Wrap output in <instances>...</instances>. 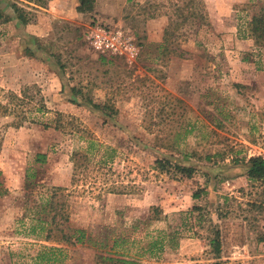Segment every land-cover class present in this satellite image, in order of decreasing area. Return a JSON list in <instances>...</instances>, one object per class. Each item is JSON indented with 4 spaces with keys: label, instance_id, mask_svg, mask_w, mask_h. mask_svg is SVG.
Wrapping results in <instances>:
<instances>
[{
    "label": "rangeland",
    "instance_id": "rangeland-1",
    "mask_svg": "<svg viewBox=\"0 0 264 264\" xmlns=\"http://www.w3.org/2000/svg\"><path fill=\"white\" fill-rule=\"evenodd\" d=\"M78 4L0 0V264H46L45 248L63 250L52 264L99 262L96 248L47 238L38 220L54 214L94 243L123 234L118 252L137 264H264V184L247 164L264 158V47L248 31L264 0ZM98 25L128 31L140 55L95 52L86 34ZM195 206L201 223L186 221ZM160 231L176 241L146 253Z\"/></svg>",
    "mask_w": 264,
    "mask_h": 264
},
{
    "label": "trees",
    "instance_id": "trees-1",
    "mask_svg": "<svg viewBox=\"0 0 264 264\" xmlns=\"http://www.w3.org/2000/svg\"><path fill=\"white\" fill-rule=\"evenodd\" d=\"M96 0H79V4L77 6V11L79 13L85 14V13H92L94 11ZM16 8V11H18V8ZM19 19L25 23L26 19L24 18V15L20 14ZM248 31H249V37L254 41L255 45L257 47H264V5L259 9L257 13H255L251 21L248 23ZM19 103L16 104V111L21 107L22 104H24V99L18 98V96H15ZM98 107V106H96ZM46 110V107L43 105L42 109L40 111ZM6 112L10 111L12 113V110L9 109V107L5 108ZM15 111V110H14ZM45 112V111H44ZM45 128L48 129L49 126L45 125ZM38 158L40 161H45L46 156L45 155H38ZM249 169H248V176L252 181H260L264 184V158L263 157H254L248 160L247 162ZM156 167L161 171L168 172L169 169L173 170H179L182 176L185 177H191L194 169L193 168H187L182 167L178 165H172L171 162L166 160H157L156 161ZM33 169L28 168L26 172V178L27 179H33L34 174L32 172ZM200 197L199 193L194 194V198L198 199ZM52 201H48L47 206L52 207ZM155 216H152L153 219L159 220V214L158 208H153ZM203 208L199 206L193 207L191 210L186 212V221L189 222V220L194 219L195 223H201L204 221L205 215L202 213ZM58 214H54L50 222L47 221H40V224L43 225H49L50 229L48 230L47 238L53 239L57 237L59 239V242L65 243L69 246H86L91 248H96L98 250V254L96 255L99 262L96 264H137L134 260H127L126 258H123L124 254H121L118 252L119 249L124 248V246L130 242V239L126 236H123V234H112L113 232H109L106 230V236L103 238L101 242H93L92 235H88L87 232L83 229H77V228H71L68 227V231L65 232L62 230L63 224L58 221ZM68 221V218L65 219V222ZM185 224V222H184ZM54 226V227H53ZM55 228V230H54ZM41 229L44 230L45 226H41ZM179 231V230H178ZM178 231H170V233H166L164 231H160L157 236L153 237L152 240H150L148 246L143 247V249H146V253H149L151 255H157L158 252H162L165 250V247H167V243L171 244L174 241H176ZM212 235L210 237H207L208 246L210 248L209 253L213 255L216 259L220 258V255L222 253V239H221V231L213 225L211 228ZM94 243V244H93ZM95 245H98V247H95ZM172 245V244H171ZM63 250L59 248H45L40 252L38 255L40 257V260L42 262H45L46 264H52L55 263L57 260L58 254H61ZM213 264H224L222 262H216Z\"/></svg>",
    "mask_w": 264,
    "mask_h": 264
},
{
    "label": "built area",
    "instance_id": "built-area-1",
    "mask_svg": "<svg viewBox=\"0 0 264 264\" xmlns=\"http://www.w3.org/2000/svg\"><path fill=\"white\" fill-rule=\"evenodd\" d=\"M86 41L97 53L136 59L140 55L136 38L121 27L96 26L86 34Z\"/></svg>",
    "mask_w": 264,
    "mask_h": 264
}]
</instances>
